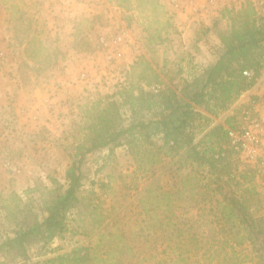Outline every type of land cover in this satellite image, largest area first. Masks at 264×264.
I'll return each instance as SVG.
<instances>
[{
	"label": "rangeland",
	"instance_id": "rangeland-1",
	"mask_svg": "<svg viewBox=\"0 0 264 264\" xmlns=\"http://www.w3.org/2000/svg\"><path fill=\"white\" fill-rule=\"evenodd\" d=\"M213 1L130 0L125 7L118 0H0V243L18 227L42 220V199L56 183H65L73 147L85 141L84 111L130 80L138 57L160 71L161 88H186L187 79L194 76L192 84L204 71L196 61L198 43H215L218 32L230 26L225 9L235 13L249 1L264 16V0ZM119 31L131 38V52L106 61L98 39ZM148 34H158L150 50ZM239 105L234 101L217 117L201 113L212 119L210 124L222 122L238 113ZM120 113L127 126L130 111L122 107ZM199 123L197 140L208 126L204 119ZM147 141L139 139L140 150L145 149L139 166L126 143L112 152L104 147L85 154L78 192L82 203L66 213V229L49 242L30 244L27 259L0 250V264L42 261L79 243L94 246L102 227L103 234L124 232L135 255L127 264L181 254L191 264L203 258L206 264H259L257 242L238 220L221 217V196L207 168L181 154L159 150L153 155L148 149L161 141L156 134L152 144ZM232 159L239 169L247 168L237 154ZM150 182L154 193L168 196L158 198V231L133 234L142 216L137 198ZM252 185L251 210L264 215V187L255 177Z\"/></svg>",
	"mask_w": 264,
	"mask_h": 264
},
{
	"label": "trees",
	"instance_id": "trees-1",
	"mask_svg": "<svg viewBox=\"0 0 264 264\" xmlns=\"http://www.w3.org/2000/svg\"><path fill=\"white\" fill-rule=\"evenodd\" d=\"M118 2L127 7L130 0ZM223 14L228 15L231 23L228 29L218 32L222 51L217 60L204 69L197 82L190 85L187 100H179L176 89L170 84L153 92L150 86L163 82L161 73L149 59L140 56L130 67V80L86 108L85 141H79L73 147L75 153L65 170V183H56L48 190V197L42 199V220L18 227L12 236H7L0 243V250L27 259L30 244L49 242L66 229V213L82 203L78 192L83 184L82 161L85 154L104 147L112 152L115 147L126 143L139 166V156L145 150H140L139 139L149 140L147 144H152L150 137L156 134L161 142L154 149H148L153 155H157L159 150H164L166 155L181 154L185 161L207 168L213 176L214 189L221 196V217L226 221L238 220L248 236L259 245V264H264V215L256 216L251 210L253 173L247 168L239 169L232 159L235 152L228 145L226 126L233 124L234 116L210 124L212 119L197 109L200 107L217 117L264 72L261 65L264 16L249 1L235 13L225 9ZM157 41L158 34H148L145 46L150 50ZM244 69L254 72L251 79L243 75ZM122 107L130 111L131 120L127 126L122 125ZM144 111L150 117L137 118V114ZM200 119L206 120L208 126L204 127V133L197 140L195 128L200 125ZM235 188H242V191L238 193ZM158 192L154 193L153 182H150L137 198L142 206V216L133 234L158 231V198L161 195L168 197L166 192ZM164 204L167 209L170 201L166 199ZM103 228L96 234L94 246L79 243L69 251L30 264H127L135 255L124 232L117 229L116 234L112 231L103 234ZM142 260L139 258L140 262ZM205 261L203 258L197 262L206 264ZM143 264H191V261L181 254Z\"/></svg>",
	"mask_w": 264,
	"mask_h": 264
},
{
	"label": "built area",
	"instance_id": "built-area-1",
	"mask_svg": "<svg viewBox=\"0 0 264 264\" xmlns=\"http://www.w3.org/2000/svg\"><path fill=\"white\" fill-rule=\"evenodd\" d=\"M173 2L176 4V0ZM213 2L210 0L209 4ZM132 45L133 42L125 31L101 35L98 39V47L103 51L106 61L125 58L131 52ZM261 65L264 69V57ZM242 73L248 79L254 75L250 69H244ZM251 86L257 87L252 96H245L244 91L238 97L242 101L239 102L240 108L234 115L233 124L226 126L227 140L229 147L250 169L258 184L264 187V72L255 78ZM150 89L157 92L161 85L155 83Z\"/></svg>",
	"mask_w": 264,
	"mask_h": 264
},
{
	"label": "crops",
	"instance_id": "crops-1",
	"mask_svg": "<svg viewBox=\"0 0 264 264\" xmlns=\"http://www.w3.org/2000/svg\"><path fill=\"white\" fill-rule=\"evenodd\" d=\"M203 41L204 39H200L199 41ZM199 47L201 48L198 52L196 51V61H198L199 66H202V69L207 68L208 66H210L211 64H213L217 58L219 57V54L222 51L223 48V44L220 40L219 37H217L215 43H205L201 45V42L198 43ZM214 52V53H213ZM193 74H196L199 76L198 71L196 70ZM194 78V76H192V79ZM192 79H187L188 80V84L187 87L185 88L184 86L182 87L181 85L179 86V90H176L177 92V96L179 98V100L184 101L188 99V94H189V89H190V85H191V81ZM198 80V78L196 77V79L193 80V83H196ZM175 88V87H174ZM256 86H251L250 88H248L246 90V95L245 96H252L255 92H256ZM179 91H182V94H180ZM237 103L239 104V102L242 101V98H238ZM198 110H202V112L204 111L202 108L197 107Z\"/></svg>",
	"mask_w": 264,
	"mask_h": 264
}]
</instances>
